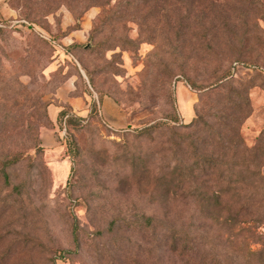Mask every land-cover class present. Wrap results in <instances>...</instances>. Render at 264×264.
Wrapping results in <instances>:
<instances>
[{"label": "rangeland", "instance_id": "1", "mask_svg": "<svg viewBox=\"0 0 264 264\" xmlns=\"http://www.w3.org/2000/svg\"><path fill=\"white\" fill-rule=\"evenodd\" d=\"M220 261L264 264V0H0V264Z\"/></svg>", "mask_w": 264, "mask_h": 264}, {"label": "crops", "instance_id": "2", "mask_svg": "<svg viewBox=\"0 0 264 264\" xmlns=\"http://www.w3.org/2000/svg\"><path fill=\"white\" fill-rule=\"evenodd\" d=\"M181 92L183 95V100L184 104L186 107H191V112L189 113V120H192V118L195 116V111H194V103L193 100L185 96V91L183 88H181ZM179 104V103H178ZM103 111L104 108L106 107V113L104 112V116L109 120L113 126H120L122 124L121 117L123 116V113H121V110L119 107L115 104V102L111 98H106L103 101ZM182 118L183 115H182Z\"/></svg>", "mask_w": 264, "mask_h": 264}, {"label": "trees", "instance_id": "3", "mask_svg": "<svg viewBox=\"0 0 264 264\" xmlns=\"http://www.w3.org/2000/svg\"><path fill=\"white\" fill-rule=\"evenodd\" d=\"M198 90H199V91H203L202 88H200V89H198ZM63 115H65V113H63ZM77 120H80V119H79L78 117H74V116H72V117L68 120V122H69V124H70L71 126H73V125H74L73 122H76ZM160 126H161L160 123H154L153 125H151V126H149L148 128H146L145 131H146V132H152V131L157 130ZM4 176H5V180H6V182L9 183V176H8V174H7V173H4ZM149 222L152 223V222H153V219H149ZM187 242H189V241L187 240ZM257 253H258V252H251L252 255H255V254H257ZM63 259H64V258L61 257V260H63ZM219 264H224V261H223V262L220 261Z\"/></svg>", "mask_w": 264, "mask_h": 264}]
</instances>
